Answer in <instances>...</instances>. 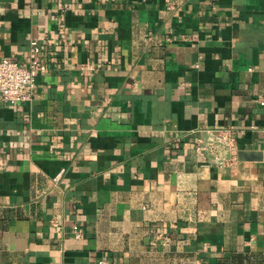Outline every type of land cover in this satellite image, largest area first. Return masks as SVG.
I'll return each mask as SVG.
<instances>
[{
	"label": "crops",
	"instance_id": "obj_1",
	"mask_svg": "<svg viewBox=\"0 0 264 264\" xmlns=\"http://www.w3.org/2000/svg\"><path fill=\"white\" fill-rule=\"evenodd\" d=\"M33 39L34 98L0 105V264H264V0H0V60ZM215 127L235 164L196 153Z\"/></svg>",
	"mask_w": 264,
	"mask_h": 264
},
{
	"label": "built area",
	"instance_id": "obj_2",
	"mask_svg": "<svg viewBox=\"0 0 264 264\" xmlns=\"http://www.w3.org/2000/svg\"><path fill=\"white\" fill-rule=\"evenodd\" d=\"M42 44L37 39L29 43V59L21 65L12 58L0 60V105L28 102L34 98L38 76L47 71V65L41 58ZM196 153L202 161L218 167L238 162L239 140L232 128H206L198 139ZM61 174L56 176L59 179ZM53 224L59 225L57 219ZM75 236L82 238L84 231L78 225L73 226ZM99 264H106L105 260ZM196 264H204L197 260Z\"/></svg>",
	"mask_w": 264,
	"mask_h": 264
},
{
	"label": "water",
	"instance_id": "obj_3",
	"mask_svg": "<svg viewBox=\"0 0 264 264\" xmlns=\"http://www.w3.org/2000/svg\"><path fill=\"white\" fill-rule=\"evenodd\" d=\"M241 155V154H240Z\"/></svg>",
	"mask_w": 264,
	"mask_h": 264
}]
</instances>
